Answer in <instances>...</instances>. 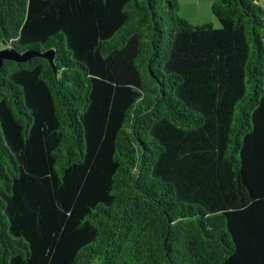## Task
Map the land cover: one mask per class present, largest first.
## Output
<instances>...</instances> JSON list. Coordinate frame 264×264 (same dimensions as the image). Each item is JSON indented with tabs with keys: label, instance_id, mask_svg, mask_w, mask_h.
<instances>
[{
	"label": "trees",
	"instance_id": "1",
	"mask_svg": "<svg viewBox=\"0 0 264 264\" xmlns=\"http://www.w3.org/2000/svg\"><path fill=\"white\" fill-rule=\"evenodd\" d=\"M0 0V264H264V5Z\"/></svg>",
	"mask_w": 264,
	"mask_h": 264
},
{
	"label": "rangeland",
	"instance_id": "2",
	"mask_svg": "<svg viewBox=\"0 0 264 264\" xmlns=\"http://www.w3.org/2000/svg\"><path fill=\"white\" fill-rule=\"evenodd\" d=\"M180 5V16L194 26L219 24L212 13L213 0H178ZM264 5V2H261ZM9 48V47H7Z\"/></svg>",
	"mask_w": 264,
	"mask_h": 264
},
{
	"label": "water",
	"instance_id": "3",
	"mask_svg": "<svg viewBox=\"0 0 264 264\" xmlns=\"http://www.w3.org/2000/svg\"><path fill=\"white\" fill-rule=\"evenodd\" d=\"M37 56L47 59L52 65L54 64L55 53L52 50L46 51L45 53H39L34 50L21 53L14 46H11L10 48H4L0 50V70L3 68L6 61L23 63Z\"/></svg>",
	"mask_w": 264,
	"mask_h": 264
},
{
	"label": "built area",
	"instance_id": "4",
	"mask_svg": "<svg viewBox=\"0 0 264 264\" xmlns=\"http://www.w3.org/2000/svg\"><path fill=\"white\" fill-rule=\"evenodd\" d=\"M261 2H264V0H260Z\"/></svg>",
	"mask_w": 264,
	"mask_h": 264
}]
</instances>
